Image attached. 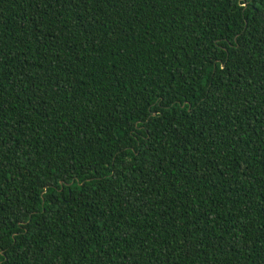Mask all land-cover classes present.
<instances>
[{"label":"trees","instance_id":"1","mask_svg":"<svg viewBox=\"0 0 264 264\" xmlns=\"http://www.w3.org/2000/svg\"><path fill=\"white\" fill-rule=\"evenodd\" d=\"M0 264H264V0H0Z\"/></svg>","mask_w":264,"mask_h":264}]
</instances>
